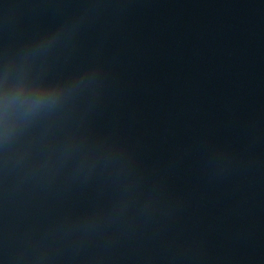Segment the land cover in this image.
<instances>
[{
  "label": "water",
  "instance_id": "obj_1",
  "mask_svg": "<svg viewBox=\"0 0 264 264\" xmlns=\"http://www.w3.org/2000/svg\"><path fill=\"white\" fill-rule=\"evenodd\" d=\"M0 264H264V0H0Z\"/></svg>",
  "mask_w": 264,
  "mask_h": 264
}]
</instances>
